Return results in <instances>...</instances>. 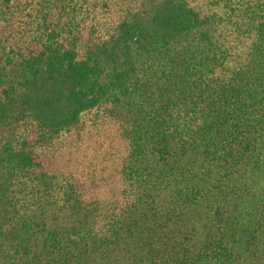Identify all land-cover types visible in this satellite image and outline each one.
Wrapping results in <instances>:
<instances>
[{
	"label": "trees",
	"instance_id": "16d2710c",
	"mask_svg": "<svg viewBox=\"0 0 264 264\" xmlns=\"http://www.w3.org/2000/svg\"><path fill=\"white\" fill-rule=\"evenodd\" d=\"M263 151L264 0H0V264H264Z\"/></svg>",
	"mask_w": 264,
	"mask_h": 264
},
{
	"label": "rangeland",
	"instance_id": "374dc122",
	"mask_svg": "<svg viewBox=\"0 0 264 264\" xmlns=\"http://www.w3.org/2000/svg\"><path fill=\"white\" fill-rule=\"evenodd\" d=\"M193 1L197 4L199 3L202 6H205L208 5V3H214L217 0ZM218 1L220 4L223 3V0ZM233 182L237 183L240 187L242 184L248 182L252 189L247 192H243V195H227L226 204H229V209L235 213L237 209L235 208V210L233 206H235V204L238 205L237 213L240 212L241 215L239 213L238 214L243 217L246 211L243 208V204L240 203H243V201L246 199L247 207L250 208V205L252 204V208L254 209L255 213L262 214L264 216V151L260 161H258L257 164L251 163L250 165H240V167H237V174L235 175ZM243 190L246 191L244 188ZM239 197L245 199L241 200ZM162 199H164V196ZM167 204H169V201L167 200L163 202L160 200L159 202V206H165ZM207 204L208 198L204 197L200 203L188 206L187 210L186 208L182 210V213H186V216H179V208L176 211V208L172 210L174 219L178 221V229L183 233L182 237H189L191 241L195 243H200L202 241L207 229L212 225V217L209 215ZM243 242L236 245L235 251H239L242 254L244 253V248H246L247 245L243 244Z\"/></svg>",
	"mask_w": 264,
	"mask_h": 264
}]
</instances>
